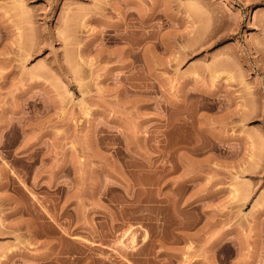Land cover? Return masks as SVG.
I'll list each match as a JSON object with an SVG mask.
<instances>
[{
    "label": "rangeland",
    "instance_id": "obj_1",
    "mask_svg": "<svg viewBox=\"0 0 264 264\" xmlns=\"http://www.w3.org/2000/svg\"><path fill=\"white\" fill-rule=\"evenodd\" d=\"M201 227L264 264V0H0V264H192Z\"/></svg>",
    "mask_w": 264,
    "mask_h": 264
},
{
    "label": "crops",
    "instance_id": "obj_2",
    "mask_svg": "<svg viewBox=\"0 0 264 264\" xmlns=\"http://www.w3.org/2000/svg\"><path fill=\"white\" fill-rule=\"evenodd\" d=\"M168 185L172 188L166 192L165 196L170 197V193L174 192V196L178 199L181 197L180 201L177 202L175 207V211L178 212V217L184 218L186 213H200L207 215L208 212H213L214 203L210 201V192H206V188L212 186L213 184L210 182H201L195 178H185L184 182H168ZM180 192H183L181 195ZM212 202V205L210 204ZM214 216V215H213ZM208 218L212 217V215H207ZM201 233H206L202 231V227L198 228L194 235L196 237L193 240V250L192 255L194 256L192 264H202L201 261L205 260L203 264H213V255L212 252L209 254H205V252H200L201 241L197 238V236ZM232 234L235 235V231L232 229ZM240 231L236 230V239L232 238V244L237 248H241L244 244L243 240L239 238ZM233 236V235H232ZM239 262V260H237Z\"/></svg>",
    "mask_w": 264,
    "mask_h": 264
},
{
    "label": "bare ground",
    "instance_id": "obj_3",
    "mask_svg": "<svg viewBox=\"0 0 264 264\" xmlns=\"http://www.w3.org/2000/svg\"><path fill=\"white\" fill-rule=\"evenodd\" d=\"M150 14H151V13H150ZM150 14H149V15H150ZM146 15H147V14H146ZM146 15H145V16H146ZM145 16H144V17H145ZM142 17H143V16H142ZM149 17H150V16H149ZM149 17L147 16V18H145V19L142 18V19H144V20L147 22V21L151 20V18H149ZM124 22H125L124 24H126V23H127V19H125Z\"/></svg>",
    "mask_w": 264,
    "mask_h": 264
}]
</instances>
